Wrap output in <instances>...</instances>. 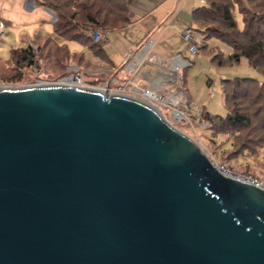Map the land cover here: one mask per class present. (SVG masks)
<instances>
[{
  "label": "water",
  "instance_id": "95a60500",
  "mask_svg": "<svg viewBox=\"0 0 264 264\" xmlns=\"http://www.w3.org/2000/svg\"><path fill=\"white\" fill-rule=\"evenodd\" d=\"M0 264H264V188L146 100L0 89Z\"/></svg>",
  "mask_w": 264,
  "mask_h": 264
},
{
  "label": "rangeland",
  "instance_id": "374dc122",
  "mask_svg": "<svg viewBox=\"0 0 264 264\" xmlns=\"http://www.w3.org/2000/svg\"><path fill=\"white\" fill-rule=\"evenodd\" d=\"M29 4H31L29 0H0V10H2L0 12V29L5 27V32L2 33L3 29L0 30V89L62 84L67 81L66 76L77 73L74 70H79L83 75L85 87L106 89L110 94L143 99L139 92L135 93L132 89L121 88L117 83H107L105 88L104 84L108 82V75L105 76L104 83L95 82L94 73L91 71L96 70L95 73L100 75L104 73L101 68L107 67L105 63H99L96 59L83 56L86 58L83 63L78 61L80 56H76L74 59H64V52H62L56 56V59L63 58L68 65L60 68L58 62L52 61L53 57L49 56L50 47L43 52L37 51L40 58L39 65L24 66V71L21 74L17 72L14 61H10L12 50L26 47L30 42L35 45L43 44V41L36 40L37 35L30 36L38 27V23L37 16L33 17L30 9L26 8ZM34 7L37 10L40 8L45 16L48 14L49 22L45 28L47 29L50 24V29H52L53 21L56 18L55 13L42 6ZM235 14L239 26L242 28L243 16L238 5L235 6ZM11 16L14 18H10ZM70 46H72L70 48L72 51L78 49V51L75 50L77 53L80 50L88 51V48L82 47L84 46L82 43L71 42ZM232 51L233 48L230 45L213 37L209 40V47L200 50L198 59L190 51L185 52V55L195 62V66L188 69V90L192 99L188 120L176 119L173 109L165 106L157 107L173 126L191 137L216 164L224 165L236 173L264 179V97L255 105L253 99L238 100L239 105L237 104V106L241 108L240 112L250 116L248 125L244 127L226 125V122L221 119L211 123L201 115L202 108L214 115L223 116L227 113L225 95L221 88L223 79L250 77L262 80L264 78L247 60L227 67H219L212 60L217 52L227 56ZM78 63L81 64L82 69L76 65Z\"/></svg>",
  "mask_w": 264,
  "mask_h": 264
},
{
  "label": "trees",
  "instance_id": "16d2710c",
  "mask_svg": "<svg viewBox=\"0 0 264 264\" xmlns=\"http://www.w3.org/2000/svg\"><path fill=\"white\" fill-rule=\"evenodd\" d=\"M55 13L54 32L37 34V41L43 44L28 43L26 47L12 50L10 61H14L16 71L20 74L24 66L39 65L37 51L47 48L52 61L58 62L60 68L68 65L64 59H74L83 62V54L72 51L69 42L78 41L83 45H91L98 54L104 53L91 36L96 30L111 31L125 28L131 23L127 0H32ZM238 5L243 16V27L236 19L235 6ZM193 19L202 37L200 50L207 49V40L215 37L227 43L233 51L225 56L217 52L212 59L219 67H227L249 61L252 67L264 76V0H204V3L193 11ZM64 52V59H56ZM63 55V54H62ZM1 60V58H0ZM9 61V60H4ZM80 62V63H81ZM85 62V61H84ZM83 62V63H84ZM79 69H82L81 64ZM71 66V65H70ZM186 68L183 70L185 71ZM94 73L95 82L103 83L105 73ZM20 78V77H19ZM186 79V73H184ZM94 82V83H95ZM241 88H243L241 90ZM227 113L223 116L214 115L202 108V118L211 123L224 120L226 125L244 127L248 125L250 116L240 112L239 99L252 100L259 103L264 97V78L262 80L250 77H235L222 80ZM232 89V90H231ZM239 105V104H238ZM232 106V107H231ZM239 110V111H238ZM264 181L263 178L258 177Z\"/></svg>",
  "mask_w": 264,
  "mask_h": 264
},
{
  "label": "crops",
  "instance_id": "0c3cea01",
  "mask_svg": "<svg viewBox=\"0 0 264 264\" xmlns=\"http://www.w3.org/2000/svg\"><path fill=\"white\" fill-rule=\"evenodd\" d=\"M29 1L31 4L26 8L30 9L33 17L37 16L38 23V27L30 36L37 35L39 31L53 33L55 20L52 29L50 24L46 29L48 14L45 16L40 8L37 10L34 7L41 5ZM127 1L131 23L125 28L105 31L106 39L96 42L104 49V53L98 54L90 44L82 46L88 48V51L80 50L79 53L107 65L106 68H101V71L109 76L106 82L108 84L117 83L121 88L132 89L135 93L143 88H152L177 97L184 107L191 106L187 79L188 69L195 66V62L185 55V52L189 51V43L184 40L183 35L185 31L192 30L194 36L202 42L201 34L194 29L198 24L193 19V11L203 4L204 0ZM4 28H1L2 33L5 32ZM209 40L206 41L208 45ZM71 42L79 44L78 41ZM187 61L190 64L185 67V71V68L182 70L183 76L186 73V79L183 78L181 82L175 66Z\"/></svg>",
  "mask_w": 264,
  "mask_h": 264
},
{
  "label": "built area",
  "instance_id": "2783aa9c",
  "mask_svg": "<svg viewBox=\"0 0 264 264\" xmlns=\"http://www.w3.org/2000/svg\"><path fill=\"white\" fill-rule=\"evenodd\" d=\"M92 37H93L95 42H100L101 40L106 39V34L102 30H96L93 32ZM183 37H184V40H186L189 43V51L193 55L198 56V53L200 52V43L201 42L199 41V39H197L194 36L193 31L192 30L185 31ZM189 64H190V62L187 61L185 63L177 64L175 66V69L179 73V78H180L181 82L183 81V78H184V76L182 74V70ZM74 71H77V73L66 76L65 79H69L68 77H71L72 80L66 81L65 84H72L73 83L74 86H84V80H83L82 73L79 70H74ZM107 85H108L107 83L104 84L105 88ZM138 92L142 96L143 100H146V101L150 102L151 104L158 106L159 108L165 106V107H168L169 109H173V112L175 113L176 119L179 118L182 121L189 119V114H190L192 105L188 106V107H184L177 97H175L173 95H169V94H165L162 92L155 91L152 88H143L141 90H138ZM217 167L225 175H228V176L234 177L236 179H240L244 182H248L250 184H254V185H257L259 187L264 188V181L259 180L256 177H253V176L247 175V174L236 173L234 170H232V169H230L224 165H218L217 164Z\"/></svg>",
  "mask_w": 264,
  "mask_h": 264
},
{
  "label": "bare ground",
  "instance_id": "6f19581e",
  "mask_svg": "<svg viewBox=\"0 0 264 264\" xmlns=\"http://www.w3.org/2000/svg\"><path fill=\"white\" fill-rule=\"evenodd\" d=\"M69 79H66L67 81H71V77H68ZM61 84V83H60ZM62 85H72V84H65L64 82L62 83ZM73 86V85H72ZM85 87V86H84ZM106 90V89H105Z\"/></svg>",
  "mask_w": 264,
  "mask_h": 264
}]
</instances>
